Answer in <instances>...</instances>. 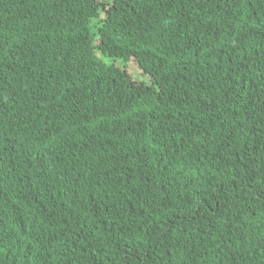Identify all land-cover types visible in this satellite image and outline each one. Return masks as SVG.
Listing matches in <instances>:
<instances>
[{"label": "trees", "instance_id": "trees-1", "mask_svg": "<svg viewBox=\"0 0 264 264\" xmlns=\"http://www.w3.org/2000/svg\"><path fill=\"white\" fill-rule=\"evenodd\" d=\"M0 264H264V0H0Z\"/></svg>", "mask_w": 264, "mask_h": 264}, {"label": "rangeland", "instance_id": "rangeland-1", "mask_svg": "<svg viewBox=\"0 0 264 264\" xmlns=\"http://www.w3.org/2000/svg\"><path fill=\"white\" fill-rule=\"evenodd\" d=\"M98 1L107 3V5L111 4V0H98ZM103 15H104V13L101 12L100 17H103ZM91 27H92V29L95 28L94 23L91 24ZM104 58L106 60H108L109 57L106 56ZM112 58H114L113 60L123 69V72L125 74H129V75H131V77L133 79L138 80V81H142L146 84L151 83L150 78L147 75L143 74L138 63L135 60L130 59L127 61H123L119 55H117V56L113 55Z\"/></svg>", "mask_w": 264, "mask_h": 264}]
</instances>
